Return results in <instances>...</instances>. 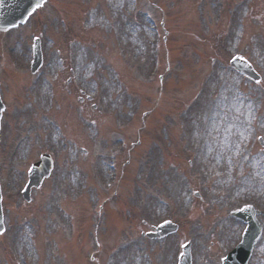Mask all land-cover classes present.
<instances>
[{
	"label": "rangeland",
	"instance_id": "rangeland-1",
	"mask_svg": "<svg viewBox=\"0 0 264 264\" xmlns=\"http://www.w3.org/2000/svg\"><path fill=\"white\" fill-rule=\"evenodd\" d=\"M0 90V264H176L186 243L220 264L244 229L231 212L264 225V0H45L0 31ZM166 219L175 233L146 236Z\"/></svg>",
	"mask_w": 264,
	"mask_h": 264
},
{
	"label": "water",
	"instance_id": "water-1",
	"mask_svg": "<svg viewBox=\"0 0 264 264\" xmlns=\"http://www.w3.org/2000/svg\"><path fill=\"white\" fill-rule=\"evenodd\" d=\"M35 1V2H34ZM42 0H23L21 2V7L19 9V12L15 15V18L13 20H18L20 17H22L26 12L30 11V9L35 6L36 4L41 3ZM49 168V165H42L41 175H46L47 170ZM241 253H243L241 255ZM238 254L237 260L229 258L227 259L225 264H243V259L246 258L247 254L244 251V246H241L236 252L235 255ZM234 260V261H233Z\"/></svg>",
	"mask_w": 264,
	"mask_h": 264
},
{
	"label": "snow or ice",
	"instance_id": "snow-or-ice-1",
	"mask_svg": "<svg viewBox=\"0 0 264 264\" xmlns=\"http://www.w3.org/2000/svg\"><path fill=\"white\" fill-rule=\"evenodd\" d=\"M37 8L38 7H40V5L39 4H37V6H36ZM33 11H35V9H33ZM38 39V38H37ZM241 243H242V241H241ZM230 257H222V259L224 260V261H226L227 259H229Z\"/></svg>",
	"mask_w": 264,
	"mask_h": 264
}]
</instances>
